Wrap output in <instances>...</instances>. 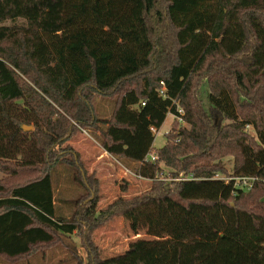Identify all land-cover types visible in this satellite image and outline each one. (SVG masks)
I'll return each instance as SVG.
<instances>
[{"label": "trees", "instance_id": "trees-1", "mask_svg": "<svg viewBox=\"0 0 264 264\" xmlns=\"http://www.w3.org/2000/svg\"><path fill=\"white\" fill-rule=\"evenodd\" d=\"M80 130L150 188L98 210L99 179L64 146ZM0 168V264L64 247L84 264L74 234L86 264H264V0H0ZM183 172L199 179H168ZM152 204L209 227L102 257L94 231Z\"/></svg>", "mask_w": 264, "mask_h": 264}, {"label": "rangeland", "instance_id": "rangeland-1", "mask_svg": "<svg viewBox=\"0 0 264 264\" xmlns=\"http://www.w3.org/2000/svg\"><path fill=\"white\" fill-rule=\"evenodd\" d=\"M204 102L208 104L207 92H204ZM97 102L105 105L101 97L97 96ZM95 102L99 112L98 103ZM100 113V112H99ZM176 118L172 113L167 118L161 128L155 134L154 148L159 149L166 143V133L173 127ZM179 126L186 125L184 121H177ZM71 145L80 155L84 167L88 173H95L100 181V200L98 210L104 209L110 202L120 195L133 196L148 190L151 186V178L146 176V171L140 173L141 178H137L132 173L126 175L121 169L120 163L113 158H109L103 153L102 147L96 137L90 135L87 130H80L64 146ZM155 153L156 150H153ZM112 162V164H111ZM223 163L231 172L233 167V157L227 155L223 158ZM146 170V169H145ZM168 169H166L167 171ZM70 172V167L68 169ZM54 173H59L61 184L68 187L65 193L66 199L73 201L78 192V187L70 183L69 175L62 165L56 166ZM68 175V176H67ZM10 173L0 168V180L8 178ZM218 176H224L218 174ZM127 188L124 192L122 189ZM182 213L178 205L152 204L134 211L126 216H117L94 231V240L100 247L102 257H111L122 254L134 246H143L149 243L163 242L177 239L186 228L181 223ZM189 224L192 229H187L186 236L197 234L208 229V225L200 222L198 218L191 216ZM185 229V230H186ZM184 230V231H185ZM65 242L76 248L84 264L87 263V252L82 246L81 239L76 234L65 237ZM19 264H77L67 248L50 249L45 259L35 257L29 261H21Z\"/></svg>", "mask_w": 264, "mask_h": 264}, {"label": "built area", "instance_id": "built-area-1", "mask_svg": "<svg viewBox=\"0 0 264 264\" xmlns=\"http://www.w3.org/2000/svg\"><path fill=\"white\" fill-rule=\"evenodd\" d=\"M161 89H160V94H162L163 96L166 95V88H165V83L163 81H161ZM142 105H145V101L142 102ZM179 112L181 114H183V109L180 108L179 109ZM179 120H181V118H179ZM158 130L154 129L153 128V132L156 134ZM158 159V154L155 153L154 151L151 152L149 155H148V160L154 162ZM134 176H136L137 178H141L142 176L140 174H136L134 173ZM217 177H220L217 175ZM169 180H176V181H186V180H195V179H199L197 176H195L194 173H190V174H187V173H180L177 177L175 178H170L168 177ZM227 182L230 181V178L229 179H226ZM237 183L236 185H238L239 187H243L245 188L246 190H249L251 187H252V183L253 181L255 180L254 178L252 177H241V178H237Z\"/></svg>", "mask_w": 264, "mask_h": 264}, {"label": "crops", "instance_id": "crops-1", "mask_svg": "<svg viewBox=\"0 0 264 264\" xmlns=\"http://www.w3.org/2000/svg\"><path fill=\"white\" fill-rule=\"evenodd\" d=\"M102 151H103V153L104 154H106L109 158L111 157V158H113L111 155H109L106 151H104L103 149H102ZM114 159V158H113ZM115 161H117V160H115ZM118 162V161H117ZM118 163H120V162H118ZM111 164H112V162H111ZM121 164V163H120ZM122 165V164H121ZM122 171L126 174V175H128V173L130 172L131 174L133 173L134 174V172L133 171H131L130 169H128V168H126L124 165H122Z\"/></svg>", "mask_w": 264, "mask_h": 264}, {"label": "water", "instance_id": "water-1", "mask_svg": "<svg viewBox=\"0 0 264 264\" xmlns=\"http://www.w3.org/2000/svg\"><path fill=\"white\" fill-rule=\"evenodd\" d=\"M22 127H23V129L26 130V131H31V130H33V126H26V125H23Z\"/></svg>", "mask_w": 264, "mask_h": 264}]
</instances>
